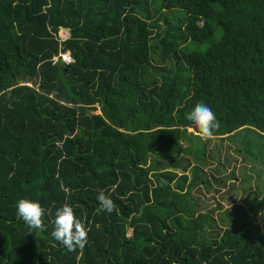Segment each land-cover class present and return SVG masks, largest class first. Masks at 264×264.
Masks as SVG:
<instances>
[{
    "label": "trees",
    "instance_id": "trees-1",
    "mask_svg": "<svg viewBox=\"0 0 264 264\" xmlns=\"http://www.w3.org/2000/svg\"><path fill=\"white\" fill-rule=\"evenodd\" d=\"M201 101L223 160L186 119ZM211 177L253 201L202 211ZM22 198L45 231L17 218ZM65 203L82 252L51 236ZM262 204L264 0H0V264H264Z\"/></svg>",
    "mask_w": 264,
    "mask_h": 264
},
{
    "label": "clouds",
    "instance_id": "clouds-1",
    "mask_svg": "<svg viewBox=\"0 0 264 264\" xmlns=\"http://www.w3.org/2000/svg\"><path fill=\"white\" fill-rule=\"evenodd\" d=\"M186 119L190 121L199 131L202 140L214 137L220 127L215 113L204 102H198L193 109L187 113ZM97 200L99 206L95 209L96 214L115 211L116 205L110 196L100 191ZM16 216L32 230L45 231L44 223L45 209L38 201L20 199L16 204ZM53 230L51 236L62 244L69 252L83 251L88 243V230L76 217L73 208L65 203L56 209L55 217L51 221ZM31 233V232H30Z\"/></svg>",
    "mask_w": 264,
    "mask_h": 264
},
{
    "label": "rangeland",
    "instance_id": "rangeland-1",
    "mask_svg": "<svg viewBox=\"0 0 264 264\" xmlns=\"http://www.w3.org/2000/svg\"><path fill=\"white\" fill-rule=\"evenodd\" d=\"M171 17H176V13H171L170 14ZM163 31V28H161V32ZM159 33V32H158ZM63 34V35H62ZM58 36L60 38H67L68 35L67 33H62L61 31L58 33ZM159 39L158 38H153L152 39V43L153 44H156L158 43ZM194 47H199L198 45L197 46H193ZM157 53L155 52L154 54H152V56H156ZM164 67H168V66H164ZM153 71V74L155 77H158V73H160V71ZM95 114H99V111L96 110L95 111ZM188 132H192L191 130H188ZM208 148L210 150H213L215 148H219L220 149V157H219V161L220 160H223L225 159V155L226 154H232L233 153V149H228L227 146H226V143H223L222 141H220L218 138H213L212 141L208 144ZM235 156V155H234ZM237 166V172H239L240 170H243V168L247 169L248 166L244 165L243 164V161L242 159L239 157V156H235L233 157V163H232V166ZM214 168H219L217 166V161H213L211 160V164H210V168H208V172L211 173V171L214 169ZM236 168V167H235ZM227 171H230L227 169ZM247 172V171H246ZM214 177H223V178H226L227 177V174L224 173V174H220V173H214L212 174ZM213 177H211L209 180L210 182L213 184V186L211 187L212 190H202L200 193L199 192H195L193 194V197L194 198H197L199 199V206H201V209L202 211L206 210V209H210V208H214L217 204L220 205V212L221 213H224V212H227V211H230L231 210V206L232 205H239V203H243V199H248V201H253L251 196H249L248 194L246 193H243L242 191L240 190H236L232 187H223V185H218V184H215L213 183V180H212ZM240 179H237V181L235 182V186L238 187V181ZM260 198H257V200H259ZM245 210H246V206L244 205H241ZM262 207L260 208V213H261V210L263 209L264 207V204L261 205ZM217 211V210H216ZM218 212V213H220ZM217 213V212H216ZM249 214V212H248ZM250 218H255V222H252L253 225H257L258 223L261 222V214L260 215H253V214H249ZM261 224V223H260ZM129 236H130V233H129Z\"/></svg>",
    "mask_w": 264,
    "mask_h": 264
},
{
    "label": "built area",
    "instance_id": "built-area-1",
    "mask_svg": "<svg viewBox=\"0 0 264 264\" xmlns=\"http://www.w3.org/2000/svg\"><path fill=\"white\" fill-rule=\"evenodd\" d=\"M63 35V34H62ZM66 38H60L61 41H64ZM74 62V60L71 58L68 51L60 52L57 56L53 57L51 60L52 65H56L59 63L70 65Z\"/></svg>",
    "mask_w": 264,
    "mask_h": 264
},
{
    "label": "water",
    "instance_id": "water-1",
    "mask_svg": "<svg viewBox=\"0 0 264 264\" xmlns=\"http://www.w3.org/2000/svg\"><path fill=\"white\" fill-rule=\"evenodd\" d=\"M62 32H66V29H61ZM67 39V38H66Z\"/></svg>",
    "mask_w": 264,
    "mask_h": 264
},
{
    "label": "crops",
    "instance_id": "crops-1",
    "mask_svg": "<svg viewBox=\"0 0 264 264\" xmlns=\"http://www.w3.org/2000/svg\"><path fill=\"white\" fill-rule=\"evenodd\" d=\"M62 32V31H61ZM62 33H67V35H68V32H67V30H66V32H62ZM68 38V37H67Z\"/></svg>",
    "mask_w": 264,
    "mask_h": 264
}]
</instances>
